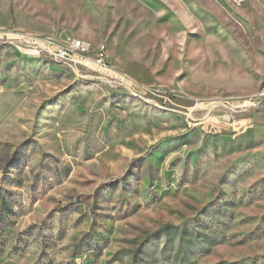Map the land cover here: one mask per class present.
Wrapping results in <instances>:
<instances>
[{
    "label": "rangeland",
    "instance_id": "1",
    "mask_svg": "<svg viewBox=\"0 0 264 264\" xmlns=\"http://www.w3.org/2000/svg\"><path fill=\"white\" fill-rule=\"evenodd\" d=\"M0 264H264V0H0Z\"/></svg>",
    "mask_w": 264,
    "mask_h": 264
},
{
    "label": "built area",
    "instance_id": "2",
    "mask_svg": "<svg viewBox=\"0 0 264 264\" xmlns=\"http://www.w3.org/2000/svg\"><path fill=\"white\" fill-rule=\"evenodd\" d=\"M234 2L240 4L241 0H234ZM3 35V37L7 36L14 38V40L25 41L27 46L32 47L30 53L33 56H45L61 65L64 70L72 71L76 75H80L81 70H87L99 76L100 80L120 87L130 89L134 84L131 76L114 66L109 60L104 45L94 48L90 42L76 38L69 40L66 44H61L28 33L13 32Z\"/></svg>",
    "mask_w": 264,
    "mask_h": 264
},
{
    "label": "crops",
    "instance_id": "3",
    "mask_svg": "<svg viewBox=\"0 0 264 264\" xmlns=\"http://www.w3.org/2000/svg\"><path fill=\"white\" fill-rule=\"evenodd\" d=\"M147 3L148 4H151L149 1H147ZM173 4H175V6L177 7V10L178 11H181L182 12V14L183 15H187L186 13H190V9H189V6L188 5H186V3H183V4H181V3H173ZM160 15H161V13H160ZM189 15V14H188ZM162 16V15H161Z\"/></svg>",
    "mask_w": 264,
    "mask_h": 264
}]
</instances>
